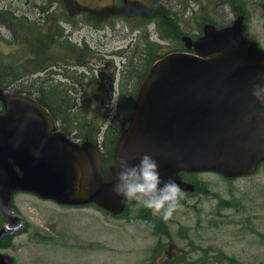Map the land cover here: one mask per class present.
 <instances>
[{"label": "water", "instance_id": "1", "mask_svg": "<svg viewBox=\"0 0 264 264\" xmlns=\"http://www.w3.org/2000/svg\"><path fill=\"white\" fill-rule=\"evenodd\" d=\"M241 19L232 27L205 29L199 56L174 53L157 62L144 83L129 128L122 135L110 179L96 147L52 134V120L35 101L1 95L0 208L8 225L0 240L23 229L12 194L32 191L65 205L96 202L113 213L125 198L113 191L121 155L130 165L144 154L159 164L163 180L180 187L178 172L213 170L228 177L253 172L264 160V104L253 85H264V50L248 41ZM162 187V185H161ZM0 264H12L0 255Z\"/></svg>", "mask_w": 264, "mask_h": 264}, {"label": "rangeland", "instance_id": "2", "mask_svg": "<svg viewBox=\"0 0 264 264\" xmlns=\"http://www.w3.org/2000/svg\"><path fill=\"white\" fill-rule=\"evenodd\" d=\"M126 1L127 8L123 10L124 5L121 12L132 10L133 6L129 2L134 0ZM135 1L145 4L141 14L143 18L153 19L154 22L157 16L160 17L158 20L161 30L159 27L156 29L153 24L147 28L152 39L157 40L158 35L168 39L162 41L164 45H161V52L181 47L182 43L177 38L178 31L199 34V28L207 17L216 20L219 25H229L237 17L227 0ZM246 1L249 19L245 22L244 30L264 48L262 0ZM42 3L35 0H0V9H11L13 12L18 10L20 15L28 14L41 23L44 22L41 18ZM115 4V0H70L67 6L71 9L70 19L75 25L66 32L71 34L74 42H89L94 50H101L105 57H113L114 60H109L115 61L119 66L122 61L135 63L138 58L136 54L133 57L131 55L133 51H141L142 48H136L134 44L138 40L134 34H130L133 32L130 28L132 25L122 18L110 16V11L102 13L104 7ZM48 9L53 11L51 14L60 13H54L52 4ZM196 17L198 22L195 21ZM59 20L54 18L56 24ZM6 21L4 16H0V26ZM49 24L46 21L45 28ZM4 27L7 30L5 25ZM14 33L18 39H25L20 33ZM5 35L6 31L0 27L2 60L17 63L24 61V51L18 50L19 46L10 44ZM132 38L135 42L130 43ZM119 50L130 52L129 59L120 56L115 58L113 53ZM8 55L13 59H6L5 56ZM104 59L103 57L102 65L105 63ZM144 66L145 63L142 67ZM109 71L107 67L97 73L81 68L72 70L75 82L71 79L72 76L67 79L60 73L57 75L55 85L62 88L59 84L66 83L64 89L70 104L65 113L59 109H54V112L63 119L65 125L75 114L72 113L75 105L79 106L77 114L80 115L81 123L91 122L89 113L85 111L86 103L88 102L89 108L94 109L99 106L102 98L107 97L108 92L103 90L105 73L107 78ZM8 78L9 76L7 82ZM25 79L28 83L24 88H32L36 84L37 78L32 75L29 78L24 76ZM40 79L43 88L51 81L45 77ZM49 92L45 90V93ZM195 177L203 195L187 196L188 204L183 205L172 217L176 225L171 229L174 241L167 243L174 262L185 264L183 261L190 259L193 264L196 260L201 264L204 261L207 264H264V166L256 174L235 181H228L216 173H199ZM212 193L228 199L238 196L241 199L239 209L217 212L218 200ZM13 201L16 210L26 221V228L23 233L4 241L1 252L9 255L15 264H149L150 248L155 240L150 238L151 227L145 221L136 219L137 214H132V211L137 210L129 209L125 217L114 218L92 205L87 208H63L30 193H18ZM213 219H218L217 225L210 224ZM181 226L190 230L187 239L180 236V233H186ZM41 237L45 239L41 240Z\"/></svg>", "mask_w": 264, "mask_h": 264}, {"label": "clouds", "instance_id": "3", "mask_svg": "<svg viewBox=\"0 0 264 264\" xmlns=\"http://www.w3.org/2000/svg\"><path fill=\"white\" fill-rule=\"evenodd\" d=\"M252 95L264 104V85L254 84ZM129 159L126 154L120 156L112 191L117 196L134 200L138 207L151 210L154 216L165 221L171 219L183 207V189L171 177L161 178L159 164L151 155H142L136 165H130Z\"/></svg>", "mask_w": 264, "mask_h": 264}, {"label": "trees", "instance_id": "4", "mask_svg": "<svg viewBox=\"0 0 264 264\" xmlns=\"http://www.w3.org/2000/svg\"><path fill=\"white\" fill-rule=\"evenodd\" d=\"M232 3H233L234 5L237 4L239 9H243V10H244V9L246 8V4H245L244 1H241V0H232ZM105 10L116 11V8L108 7V8H106V9H104V11H105ZM132 23H133L132 26H135V27H138V26H142V25H143V23H138V22H132V21H131L130 24H132ZM38 37L41 38L40 36H38ZM30 42H31V44H32V49H34V50H38V48H40V47H38L37 42H39V43L42 44V46H43V42H42V40H41V39H37V37H36V38H33V40L31 39ZM67 46L74 47V45H73L72 43L68 42V41H61V43H60V47H61L62 49H66ZM44 47H49V45H47V44L44 42ZM142 48H143V50L140 52V54H139V56H138V60H139V62L141 63L142 74L144 73L143 76H142V78L144 79V78L146 77V75L148 74L151 65H152V64H153L158 58L161 57V54H158V51H157L158 46H157L156 44L150 42V41L148 40L147 37L145 38V42H144V45L142 46ZM46 50H48V48H46ZM81 51L84 52V55H85V56L88 55L87 51L84 50V49H83V50H80V51L77 50V52L80 53V54H81ZM66 54H67L68 57H69V52H68V51H66ZM39 56H41V55L39 54ZM39 56H38V57H39ZM46 60H47V61H48V60H49V61H52L51 58H49V57H47ZM138 60L135 61V62H136V65H137V67L134 66V68H136L135 70H138V68H139ZM144 63H145V68L143 69L142 65H143ZM2 69H3V70H2ZM2 69L0 68V76H1V77H3L4 75H6V65H3V68H2ZM15 81L20 82L21 80H20L19 78H15ZM16 84H17V83H16ZM48 97H49V96H48ZM42 102H45V101L42 100ZM66 114H67V113H66ZM226 204H227L226 202H222L221 205H226ZM3 224H4V219H3V217H2L1 214H0V226H2Z\"/></svg>", "mask_w": 264, "mask_h": 264}, {"label": "flooded vegetation", "instance_id": "5", "mask_svg": "<svg viewBox=\"0 0 264 264\" xmlns=\"http://www.w3.org/2000/svg\"><path fill=\"white\" fill-rule=\"evenodd\" d=\"M121 110V102L120 100L117 101V98L112 96L108 101L102 100L101 106L98 109L97 115L93 116V121L95 123H98L101 121V124L104 126L103 129V137L102 144L106 143L105 137L107 136L110 128L116 121V119L119 116ZM69 134H71L69 132ZM100 131L96 134V138H92V140L96 141L97 143L99 142L98 137H99Z\"/></svg>", "mask_w": 264, "mask_h": 264}, {"label": "bare ground", "instance_id": "6", "mask_svg": "<svg viewBox=\"0 0 264 264\" xmlns=\"http://www.w3.org/2000/svg\"><path fill=\"white\" fill-rule=\"evenodd\" d=\"M26 80V79H25Z\"/></svg>", "mask_w": 264, "mask_h": 264}]
</instances>
